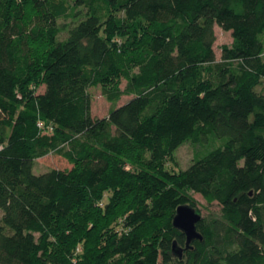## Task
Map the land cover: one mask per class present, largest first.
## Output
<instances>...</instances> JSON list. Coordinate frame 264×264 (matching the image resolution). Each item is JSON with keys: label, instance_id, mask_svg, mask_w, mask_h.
<instances>
[{"label": "trees", "instance_id": "trees-1", "mask_svg": "<svg viewBox=\"0 0 264 264\" xmlns=\"http://www.w3.org/2000/svg\"><path fill=\"white\" fill-rule=\"evenodd\" d=\"M0 213V264H264V0H0Z\"/></svg>", "mask_w": 264, "mask_h": 264}, {"label": "rangeland", "instance_id": "rangeland-1", "mask_svg": "<svg viewBox=\"0 0 264 264\" xmlns=\"http://www.w3.org/2000/svg\"><path fill=\"white\" fill-rule=\"evenodd\" d=\"M215 34L216 41L214 44L215 52H216V61H222V52L224 46H232L234 43V39L231 31H226L219 25H215ZM119 43L123 41V39L117 38ZM126 86V80L124 79L121 82V87L124 88ZM44 90V86L40 87V91ZM90 94L93 98L92 103V115L94 117H106L109 115L110 111L115 107L122 105L126 101L130 99V96H122V98L114 104L111 102L103 90V87H91ZM198 146H194L192 143H185L180 146L174 153L173 159L168 162V167L180 171L182 169H186L193 160L194 153ZM71 164L60 154L58 153H50L44 157L38 158L35 162L34 172L36 174H40L46 171H49L52 168H61L67 169L70 168ZM192 197L196 204L197 211L202 216H211V215H220L221 206L215 202L209 204L204 197L197 192H191ZM1 214V213H0Z\"/></svg>", "mask_w": 264, "mask_h": 264}, {"label": "water", "instance_id": "water-1", "mask_svg": "<svg viewBox=\"0 0 264 264\" xmlns=\"http://www.w3.org/2000/svg\"><path fill=\"white\" fill-rule=\"evenodd\" d=\"M202 215L195 207L189 204L181 205L177 208V213L173 219L176 228L182 230L186 234V246L181 247L174 242L173 254L180 259L183 258L184 250L191 248V243L195 239H203V235L197 229V223L202 219Z\"/></svg>", "mask_w": 264, "mask_h": 264}, {"label": "built area", "instance_id": "built-area-1", "mask_svg": "<svg viewBox=\"0 0 264 264\" xmlns=\"http://www.w3.org/2000/svg\"><path fill=\"white\" fill-rule=\"evenodd\" d=\"M38 125H39L40 127H43V125H42L41 122H39ZM52 130H53V128H52V127H49V131H52Z\"/></svg>", "mask_w": 264, "mask_h": 264}]
</instances>
